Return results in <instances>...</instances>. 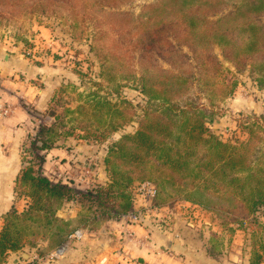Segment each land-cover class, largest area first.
Listing matches in <instances>:
<instances>
[{
    "label": "trees",
    "instance_id": "16d2710c",
    "mask_svg": "<svg viewBox=\"0 0 264 264\" xmlns=\"http://www.w3.org/2000/svg\"><path fill=\"white\" fill-rule=\"evenodd\" d=\"M242 1L225 16L209 22L211 35L208 41L212 46L218 44L223 49L231 46L233 41L229 37V28H223V25L233 20L237 24L240 20L237 28L246 36V51L226 55L235 63L236 69L246 67L247 61L251 60L252 73L257 75L256 82L260 88H264V21L260 19L264 16V0ZM191 20L195 23L194 17ZM160 43H163L162 47H168L167 41L161 40ZM171 52L176 50L171 49ZM177 52L167 59V63L171 66L179 63L185 68L178 74L161 70L159 76H162V80L158 76L160 87H147L145 77L141 75L142 93L149 100H158V103L154 102L151 112H147V109L144 111L146 121L135 120L134 114L125 121L138 122L133 131L123 132L113 139L125 122L110 128L103 158L110 176L109 182L96 185L94 193L88 191L78 198V202L82 203L81 211L75 218L58 216V212L74 199L75 196L71 193L74 190L66 185L53 183L38 173L36 161L22 162L15 198L17 200L24 196L28 203L22 211L12 206L2 216L0 264H5L10 252L40 245L38 240L46 242L45 246L38 249L41 254L55 249L66 243L78 229L88 225L96 226L93 223L99 215L104 221L126 213L134 189L145 181H151L157 187L158 196L155 201L159 205L182 200L212 213L217 212L214 208L216 206H210L213 201L220 204L228 200L234 203L233 206L239 205L244 211L251 213L264 207V165L256 166L264 158V150L258 149L252 142L255 135L253 130H249L250 139L247 142L231 145L220 140L206 127L205 118L208 113L203 104L197 106L194 102L187 101L185 106H180L177 104L178 99L176 100V97L185 95L184 91L191 94L196 79L191 77V59L198 65L207 66L204 71L208 79L203 83V88L205 98L211 105L218 96L224 99L231 94L235 84L220 85L217 76L222 64L214 53L199 56L193 52L191 57ZM158 53L164 55L166 52ZM219 90L222 95L217 94ZM61 100L62 98L59 105ZM123 103L133 107L129 102ZM102 105L111 106L109 101L104 100L96 103L97 109ZM79 108L82 106L69 110L65 108L64 115H59L60 118L56 116L54 121L42 129V141L38 146L40 151L44 153L55 146L58 140L71 135L86 139L85 141L91 140L94 134L88 130L82 129L83 133H78L74 125L67 126L68 121L77 120ZM54 113L51 110V114L55 115ZM113 113L115 117L120 114L117 109ZM92 141L98 142L97 139ZM43 157H39L38 161L42 162ZM242 170L246 171V175H241ZM222 223L237 225L243 229L249 238L252 264L264 263V239L257 240L253 230L251 233L243 221H235V224L225 221Z\"/></svg>",
    "mask_w": 264,
    "mask_h": 264
},
{
    "label": "rangeland",
    "instance_id": "374dc122",
    "mask_svg": "<svg viewBox=\"0 0 264 264\" xmlns=\"http://www.w3.org/2000/svg\"><path fill=\"white\" fill-rule=\"evenodd\" d=\"M188 1L0 0V39L13 38L24 46V53L29 55L35 47V34L46 32L59 38L62 52L60 56L69 77L61 92V105L56 112L64 115L65 108L69 110L82 106L77 110V120L68 121L67 126L74 125L78 133L88 130L94 134L88 142H92L95 148L98 146V153L105 148L103 146L106 145L105 141L113 125L124 123L132 114L136 115L135 120L146 121L144 111L147 109V112H151L154 102L158 103V100H149L142 93L141 75L145 77L147 87H160L161 70L178 74L185 68L179 63L174 66L167 63L172 54L180 51L192 57L193 52L199 56L212 52L222 64L217 76L220 85L235 84L231 94L224 99L218 96L211 105L205 98L203 88V83L208 79L204 71L207 66L198 65L191 59V77L196 79L191 94L184 91L185 95L176 97L177 104L185 106L187 101L194 102L197 106L203 104L208 113L205 118L206 127L220 140L231 145L247 142L250 139L249 130L252 129L255 134L252 142L258 149L264 150V111H261L264 110V88H260L256 82L257 75L252 73L251 60L247 61L246 67L236 69L235 63L227 57L246 51V36L237 28L241 21L238 20L236 24L233 20L223 25V28H229V37L233 41L231 46L223 49L218 44L212 46L208 41L211 35L209 22L225 16L243 1ZM192 17L195 18V23H192ZM260 19L264 21V16ZM161 40L167 41L168 47H162L164 42L160 43ZM171 49L176 52H171ZM158 51L166 53L162 55ZM187 85L188 83L185 84L186 88ZM217 92L222 95L220 90ZM238 95H249L253 109L250 107L244 111L235 105L234 108L231 107L232 103L237 102L235 97ZM104 100L109 101L111 106L102 105L97 109L96 103ZM124 101L131 103L133 107L123 103ZM75 103H78L76 107ZM259 106L261 108H257ZM116 109L120 114L115 117L113 111ZM161 118L165 119V116L162 115ZM50 122L51 120L44 119L36 123L38 128L25 140L22 147L24 162L30 161V157L38 163V167L41 165L42 162L38 161L43 156L38 147L42 141L40 134ZM122 125L121 132H130L138 122L128 121ZM96 139L98 142L92 141ZM257 164L264 165V158L256 166ZM36 170L42 174L41 170ZM240 173L246 175L245 170ZM56 180L54 174L53 183H57ZM71 188L74 190L71 193L75 196L71 207L76 204L81 207L82 203L78 202V198L91 188ZM233 204L228 200L220 204L213 201L210 206H216L214 208L217 212L211 213L229 224L243 221L251 233L253 230L257 240L264 239V207L251 213ZM103 223V217L99 215L93 225ZM82 232L84 236L85 231ZM37 242L41 246L46 243L43 240ZM70 247V242L63 245V256ZM45 257L50 258V255Z\"/></svg>",
    "mask_w": 264,
    "mask_h": 264
},
{
    "label": "crops",
    "instance_id": "0c3cea01",
    "mask_svg": "<svg viewBox=\"0 0 264 264\" xmlns=\"http://www.w3.org/2000/svg\"><path fill=\"white\" fill-rule=\"evenodd\" d=\"M33 41L35 47L26 55L20 42L13 38L0 39V229L2 216L12 206L18 211L27 206L28 199L24 196L15 198L23 162L22 147L38 128V121H54L60 115L56 109L60 107L61 92L69 77L60 56L59 38L42 32L35 34ZM235 98L237 102L231 107L235 105L244 111L252 108L249 95ZM123 132L115 133L113 139ZM97 147L75 135L61 138L43 153L41 165L35 168L50 181L54 174L60 173L77 188L105 185L110 179L103 160L105 148L98 153ZM91 160L95 164L93 173L80 184L78 181ZM71 204V201L67 203L58 216L75 218L81 207L76 204L72 208ZM182 205H163L159 216H167L168 220L161 229L151 221L130 226L121 217L113 216L99 226L82 228L85 235L81 239L70 238L67 242L71 247L64 256L46 258L54 248L41 254L38 249L44 244L10 252L5 264H135L136 261L142 264H252L249 238L243 229L224 225L211 212L200 209L191 224L185 216L190 203ZM129 232L133 233L130 237Z\"/></svg>",
    "mask_w": 264,
    "mask_h": 264
},
{
    "label": "built area",
    "instance_id": "2783aa9c",
    "mask_svg": "<svg viewBox=\"0 0 264 264\" xmlns=\"http://www.w3.org/2000/svg\"><path fill=\"white\" fill-rule=\"evenodd\" d=\"M28 160L32 161L33 159L29 157ZM94 167H95L94 161L91 160L88 166H86L82 177L86 176L85 177L86 179L87 177L91 176L93 173ZM82 177L78 181L80 184L85 183V179H83ZM56 178H57L56 182L71 186V184L69 183V180L67 178H64V176H62L60 173L56 174ZM71 187H74V186H71ZM89 191H91L92 193L95 192L92 189H90ZM157 196H158V189L155 186V184L152 183L151 181H145V182L138 184L137 188L134 189L133 194L130 198L129 209L127 210L126 213L119 215V217H121L125 221V223H127L130 226H141L147 221H151L155 226L160 227L161 229L163 225L164 226L167 225L165 221H167L168 218L167 216L164 217V215L159 216V213H161V209L164 206L156 204L155 200ZM184 202L185 201L177 200L174 203H177L180 206L184 207V205H182ZM174 203H171V204H174ZM165 205H170V204H165ZM188 207L189 208L185 209L187 211L185 216L187 218V221L192 224L196 219L195 213L197 211L199 212L198 209L200 210H204V209L198 205H194L191 203H190V206ZM82 233H83L82 229H78L73 235H71V237H76L78 239H81L83 237ZM131 235H133L132 232L127 233L128 237H130ZM63 245L64 244L53 249L49 253L50 258H58V257L63 256L64 254V249L62 248ZM134 263L142 264L137 261Z\"/></svg>",
    "mask_w": 264,
    "mask_h": 264
}]
</instances>
